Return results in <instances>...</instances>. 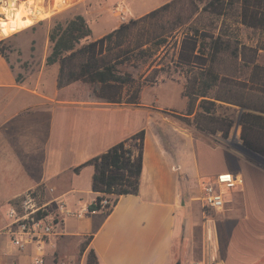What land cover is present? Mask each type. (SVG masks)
Masks as SVG:
<instances>
[{
    "label": "crops",
    "instance_id": "1",
    "mask_svg": "<svg viewBox=\"0 0 264 264\" xmlns=\"http://www.w3.org/2000/svg\"><path fill=\"white\" fill-rule=\"evenodd\" d=\"M15 1L18 6L28 0ZM100 2L97 4L102 10L98 14L106 10L104 16L91 18L86 11L79 14L91 30L90 42L117 28L94 35L93 26L108 12L106 0ZM30 10L24 7L20 11L23 19ZM5 15L7 19L0 20V41L11 35L8 41L14 46L25 42V62L38 49L39 25L45 24L48 34L53 16L2 34L14 22L9 14ZM49 44L48 37L42 40L45 52L33 75L22 64L13 67L0 55V199L6 205L25 190L45 184L55 189V195L70 210L83 212L81 218L70 216L58 227L57 234L43 248V264L83 260L88 250H93L97 264H179V260L186 261L196 252L199 258L195 263L200 264H264V252L253 256L241 250L233 257L222 253V237L213 218H204L201 208L199 212L193 209L191 190H201V172L196 162L193 167L185 165L184 157H192L195 142H206V138L199 136L193 126L183 124L181 113L152 107L157 99H146L144 93L141 98L138 94L136 100H129L131 93L124 91L115 102H106L93 100L90 86L82 81L59 88L58 63H45ZM75 83L85 86L81 92L77 90L78 94L64 97L62 93ZM176 88L183 101L179 110L185 109L183 87ZM141 130L145 138L138 193L121 196L108 214L87 212L96 198L91 191L93 167L85 166L77 173L73 170ZM243 162L248 165L243 185L226 193L225 207L217 213L219 221L235 223L234 227H225H232V239L234 229L238 227L237 233L245 229L237 221H251L260 227L256 218L264 215L257 191L264 183V172L247 160ZM1 206L0 213L4 212ZM256 233L257 238L251 236L252 241L246 244L252 249L256 241L262 240L261 232ZM85 239L90 240L80 253ZM231 242L227 245L241 248L239 243ZM36 254L34 248L15 249L0 232V264H32Z\"/></svg>",
    "mask_w": 264,
    "mask_h": 264
},
{
    "label": "trees",
    "instance_id": "2",
    "mask_svg": "<svg viewBox=\"0 0 264 264\" xmlns=\"http://www.w3.org/2000/svg\"><path fill=\"white\" fill-rule=\"evenodd\" d=\"M172 5L173 2L164 4L93 42H87L91 30L82 16L76 15L64 25L55 23L48 33L51 51L45 63H58V87L82 81L90 86L93 100L115 102L114 99L120 97L119 89L132 87L133 80L128 74L117 72L120 55L107 57V53L116 49L123 52L124 40L136 24L157 17ZM204 9L215 15L234 14L241 26L257 31L259 39L252 47L234 41L233 34L226 32L213 36L193 31L182 38L174 67L180 71L184 68L187 76L182 90L186 98L185 116H193L192 123L198 131L211 135L221 133L222 138L228 139L233 122L224 119L225 125L218 126L221 118L214 116L216 102L239 107L243 110L238 121L241 144L264 159V65L257 62L260 51L264 53V0H209ZM142 46L140 43L132 49L142 53ZM226 52L228 56L223 61ZM0 55L5 57L1 47ZM222 64L228 68L219 70ZM155 83L153 78L145 85ZM142 84L131 93L129 100L138 98ZM144 138L145 131L141 130L73 170L77 173L85 166L93 167L91 191L96 198L88 206V212L108 214L121 196L138 193ZM102 200L111 203V208L102 209ZM89 240L80 244V253L84 252ZM85 259L86 264L98 263L93 250L87 251Z\"/></svg>",
    "mask_w": 264,
    "mask_h": 264
},
{
    "label": "rangeland",
    "instance_id": "3",
    "mask_svg": "<svg viewBox=\"0 0 264 264\" xmlns=\"http://www.w3.org/2000/svg\"><path fill=\"white\" fill-rule=\"evenodd\" d=\"M4 1L5 0H0V9L3 8L6 11L10 10L4 7ZM63 1L64 0H42V8L44 9V6H48V9L44 10V12L48 14L47 17L53 16L50 29L55 25V23H61L64 25L65 22L72 19L76 15L84 13L85 11L88 12L91 18L106 13L105 10L104 12L102 11V14H98V11L102 10V8H99L97 4V1L100 0H72L61 5ZM208 1L209 0H106V4L108 5L107 15L105 17H103L104 15L102 16V19L99 21L97 26H93L94 35H98L101 32L109 31L111 28L114 29L116 26L118 28L122 24H128L130 20H137L162 5L173 2L172 7L166 12H161L155 18H149L136 24L128 33L129 35L127 39L124 40L125 44L123 45V52L116 49L110 54L107 53L106 56L112 57L119 54L120 58L117 60L120 63L116 66L117 72L120 74H128L133 80L132 87L124 86L119 89L121 93L124 91H127L128 93L135 92L137 87L143 83L140 87V98L143 93V96L146 99L150 96L153 98L155 97L157 100L152 103V107L179 112L182 115L179 117L182 123L193 127V116L190 118L185 116L186 108L179 110V108L183 105V101L178 97L176 88L177 85H182V87H184L187 80L185 69L183 68L182 71H180L174 67V62L176 61L182 38L186 34H192L193 31L213 36L221 35L223 33L225 34L226 32V34L229 35L233 34L232 36L234 37V41L236 39L240 44L252 47H254L252 44H254V42L257 44L259 39V33L241 26L234 14L229 16H226L225 14L215 15L209 10L205 11L204 6ZM100 4H102V0ZM59 5L61 6L58 7ZM117 6H120L119 9L123 10V20L113 13V9ZM28 9L32 10L31 7ZM46 31L45 24L39 25V38L36 44L38 49L35 52L36 55L35 53L30 54L28 57L29 59L27 58V61L25 62L23 61L24 57H22L23 53H26L25 42H21L19 46L16 47L11 41H8V38H10L11 35L7 38H3L1 40L2 42L0 47L2 48L9 63L16 68L22 64V67L33 75L39 68L40 60L45 52V48L41 45V42L48 37ZM87 42H90V39H88ZM140 43L143 44L140 49L142 53H137L135 49H132V47H136ZM41 47L43 48L41 49ZM49 48L50 50L47 56L50 54L51 44H49ZM31 50L33 49L31 48ZM124 51H127L128 54H125ZM227 56L228 52L224 53L222 60L226 61ZM257 62L264 65L263 52L259 53ZM226 67V64H222L218 66V69L225 70ZM20 78L21 75L18 74L17 79ZM153 78L156 80L155 84L145 85V82ZM84 86V83H75L68 89V92H64L62 94H64V97L67 95L78 94L77 90H80L81 92V89L84 88ZM59 96L62 97L61 94ZM208 99L211 100L210 98ZM216 106V113L214 116L221 118L218 126L225 125L224 121H222L224 119L231 120L233 122L229 138H222L221 133L211 135L198 131L199 136L206 138L205 140L208 143L197 140L195 142L196 148L194 155L192 157H184L185 165L193 167L195 166V162L198 164L201 172L202 185L214 176L224 172L240 174L244 180V172H246L248 165L246 166L243 160L253 163L264 172V159L253 156L254 154L251 152L245 154L237 148L238 146L243 147L240 140L241 127L238 124L240 113L243 110L239 107L219 102H216ZM257 191H259L258 195L259 199H261L260 206L264 207V183H261V187H259ZM191 193V197L195 198V201L192 202L193 209L196 212H199L202 207L198 198L201 196L202 191L200 189H192ZM0 205H2L1 208L5 210L6 205L3 204L1 199ZM3 213L4 212L1 210L0 227H2L5 223L3 220ZM217 213L220 212H211L204 216V218H213L214 223L217 225L218 231L222 237V253L226 256L233 257V255L239 256V252L241 250L247 251L249 253L248 255L253 256L260 255L264 252V235L262 234V232H264V215L260 216L259 219L256 218L259 223L258 226L260 227H257V223L253 224L251 221H246L245 223H239L237 221L236 223L238 226H242L245 229L244 231L241 230L239 232L240 234L237 233L238 227L237 229H234L235 231H232V235L235 237L232 239L229 237L231 228L234 227L233 225L235 223L231 221H219ZM229 224L232 227L225 230V227L229 226ZM256 231L261 232L260 235L262 240L256 241L258 244L255 245L254 249H252L250 248L251 246H247L246 244L249 245L250 241H252L251 236L255 237V239L257 238L258 234ZM227 241H232L231 244L237 242L241 245V248L237 246L231 247L227 245ZM224 243H226V245H224ZM198 258L199 254L196 252L193 256L188 257L186 261L179 260V264H192L198 262Z\"/></svg>",
    "mask_w": 264,
    "mask_h": 264
},
{
    "label": "built area",
    "instance_id": "4",
    "mask_svg": "<svg viewBox=\"0 0 264 264\" xmlns=\"http://www.w3.org/2000/svg\"><path fill=\"white\" fill-rule=\"evenodd\" d=\"M119 7H115L113 13L123 20V10ZM242 185L243 177L230 172L220 173L205 182L198 198L203 214L206 216L211 212H221L226 204V193ZM101 208L108 210L111 203L102 200ZM82 215L83 212L70 210L66 202L55 195L54 188L41 184L6 202L5 223L0 232L6 236L11 246L19 251L34 248L37 254L33 257L32 264H43V248L49 239L57 234L58 227L66 218L70 216L81 218ZM85 258L86 255L83 260L59 264H86Z\"/></svg>",
    "mask_w": 264,
    "mask_h": 264
},
{
    "label": "bare ground",
    "instance_id": "5",
    "mask_svg": "<svg viewBox=\"0 0 264 264\" xmlns=\"http://www.w3.org/2000/svg\"><path fill=\"white\" fill-rule=\"evenodd\" d=\"M41 3L42 0H29L28 2L17 6L18 2L10 0V7H5L10 10L6 11L3 8L0 9V20L7 19L5 14H9V17L14 20V22L2 34L11 32L14 29H25L35 20L46 18L48 14L44 12ZM24 7H31L32 10L27 13V16L23 19L20 15V11L23 10ZM16 10L19 12H16Z\"/></svg>",
    "mask_w": 264,
    "mask_h": 264
},
{
    "label": "water",
    "instance_id": "6",
    "mask_svg": "<svg viewBox=\"0 0 264 264\" xmlns=\"http://www.w3.org/2000/svg\"><path fill=\"white\" fill-rule=\"evenodd\" d=\"M5 3H6V5H7V7H10V5H11V4H10V0H5ZM237 148H238L239 151H241V152H243V153H245V154H246V153H249L248 150H246L245 148H243V147H241V146H238ZM247 151H248V152H247ZM250 154H251V153H250ZM253 156L256 157L257 155L254 154ZM257 157H259V156H257ZM259 158H260V157H259Z\"/></svg>",
    "mask_w": 264,
    "mask_h": 264
}]
</instances>
